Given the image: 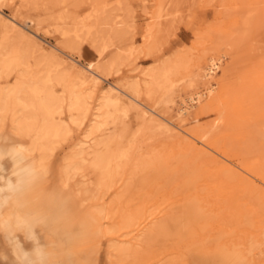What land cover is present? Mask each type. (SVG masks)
I'll return each instance as SVG.
<instances>
[{
	"label": "rangeland",
	"instance_id": "374dc122",
	"mask_svg": "<svg viewBox=\"0 0 264 264\" xmlns=\"http://www.w3.org/2000/svg\"><path fill=\"white\" fill-rule=\"evenodd\" d=\"M161 13L168 21L164 29ZM0 16L30 39L0 19V47L6 51L0 56V96L7 95L1 137L27 147L49 139L52 147L44 160L43 150L34 149L31 160L43 165L23 183L25 205L14 208L35 226L38 242L11 223L7 227L0 212V264H207L199 257L219 249L236 251L243 264H264V0H0ZM34 39L47 50L32 53ZM102 42L110 43L103 55ZM211 59L219 63L214 94L181 115L182 99L204 93L200 69ZM89 62L98 81L83 87L68 64L87 69ZM56 70L63 72L58 80ZM161 74L167 83L153 82ZM35 79L55 96L54 135L49 127L31 123L17 132V97L33 96L35 89L26 81ZM131 84L137 95L128 91ZM165 85L170 96L160 104ZM74 89L79 94L70 99ZM110 90L162 125L148 120L141 125L134 112L128 118L134 137L110 190L103 199L83 203L72 183L60 187L57 171ZM139 160H146L148 169L136 170ZM84 174L92 178L88 170ZM106 187L102 183L101 192ZM103 207L105 219L97 214ZM178 214L185 217L182 232L144 244L146 229ZM8 229L30 262L24 263L7 240Z\"/></svg>",
	"mask_w": 264,
	"mask_h": 264
},
{
	"label": "bare ground",
	"instance_id": "6f19581e",
	"mask_svg": "<svg viewBox=\"0 0 264 264\" xmlns=\"http://www.w3.org/2000/svg\"><path fill=\"white\" fill-rule=\"evenodd\" d=\"M249 14H251V12ZM0 19H2L3 22H5V25L8 29L11 30L13 28H16V26L13 23L6 20L5 18L0 16ZM159 19L161 20L160 27L164 29V26H166L168 22L167 16L161 13L159 15ZM245 23H247V19H245ZM17 33L19 34L20 38L25 39V40H30L29 37H27L22 30L20 29L17 30L16 34ZM160 34H157V35L160 36ZM115 35H110V36L112 37ZM9 37L10 36L8 37L5 36L4 41H8V39H10ZM5 43L7 44V42ZM109 44L102 42L100 46L98 45L99 49L101 47L100 51L102 52V53L101 52L99 53L103 55L104 53L109 51L108 50ZM120 44H121V41H120ZM126 45L127 44H125V46H122V47L127 48L128 45L127 46ZM40 47L43 48L44 50H47L39 41L34 39L32 41V53L38 52ZM120 47L118 45V49ZM122 49L123 48H120V51H122ZM125 50H128V49H124V51ZM3 51H5V46L2 45V48L0 49V56L2 54L1 52ZM5 55H6V51H5ZM98 55L102 57L100 54ZM61 61H64V60H61ZM68 65L70 67H75L76 76H77L76 79L78 80V82H80L81 86L83 85L85 86V84L88 85L89 82L95 83L96 85L98 79L89 71L93 67L92 62H89L86 64L87 69H83L77 64H71V65L68 64ZM218 65L219 63H217V61H215L214 59H211L209 61V65H207L206 68L200 69L202 71V73L200 72L201 73L200 76L203 81L204 93L202 94L201 92H197L193 96L189 97V99L187 100L182 99L181 100L182 108L179 111L181 115H187L191 109H194V106H196L199 103L200 99L204 95L207 94L208 96L211 97L214 94L216 87H217V83H214L213 78H214L215 73L218 72V69H219ZM30 72L31 71H29L28 73ZM59 75L60 76L63 75V72L61 70L54 71L53 79L58 80L60 78ZM160 76H162V74L159 75L158 77H155L153 79V82L155 81L157 82L158 80L159 81L163 80L162 81L163 84H166L167 80L164 79V77L161 78ZM26 78L27 77H25V80ZM31 80L32 78L30 79V81ZM41 80L42 79H35L32 84H30L32 81L30 83L26 81L28 85H31L30 88H32L33 90L35 89L33 96H31L30 93L29 94L23 93L22 95H20V98L17 97L21 105L20 106L21 107L20 121L17 124V132L19 134H22L23 131H25L26 129V125L28 123H31L35 125L40 124V125H43V127H49L50 131L52 132L51 135H54L55 126L52 122L53 119L50 113L54 111L53 108H54V101H55L54 97L55 96L53 97L51 92L48 91L46 87L44 86L43 84L44 81L42 82ZM165 87L166 88H163L164 93H165V94L163 93L165 95V99L163 100V96H161L162 100L160 99V104L167 103L169 96H170V93L166 85ZM30 88L28 86L27 89H30ZM127 89L134 95L138 94L136 84H131L130 87ZM24 91L25 90H23L22 92ZM78 94L79 93L76 92L74 89L72 95L70 96V99L71 98L73 99V97ZM121 94L116 90H110V92L107 95H104L103 97L99 99L100 102L96 108L98 113L95 114L93 123L90 125L83 139L75 143L70 149V151L62 157L61 165L57 171L60 187L65 188V187H68L70 183H72L74 185L75 196L78 197L79 200L83 203H87L88 201L93 200V199H97V200L103 199L107 195L108 190H110L111 185L114 181V177L117 171L120 169L119 160L120 158L124 156L126 149L129 146L128 145L129 142L132 141L134 137V132L131 126L129 125L130 122L128 123L129 121L128 118L130 116H135L134 112L136 113L138 112L137 117H138V120L141 122V125H143L145 120L152 122L156 126L162 125L160 122H157L158 120L154 118L153 114L149 112H143V114H140L138 110L139 108L136 106V104H134V102H129V101L124 102ZM5 97L3 98L2 95L0 96V114L5 112L6 103H7V99ZM211 101L214 104H216L215 106H218V107L221 104L218 102L217 96H213ZM82 105L84 104L82 103ZM208 105L209 103L205 104V106H208ZM80 107L82 108V106ZM81 108H80L81 111L84 110ZM202 112H203V107L199 110V115L202 114ZM82 113L83 112H81V114ZM223 115H224L223 112H219L220 120L223 119ZM1 136L2 134L0 133V212H5L7 216V222L5 224L7 227L9 226V223H11L16 228H18V230H24L27 233L28 238L31 239L33 243H36L38 242V239H37V231H36L35 226L29 221L28 217L26 216L21 217L16 212L15 209L17 207H21L25 205V200L23 198V187H24L23 183L25 182L26 178H29L30 176L34 175L37 172V170L41 168V166L43 165L41 160L37 162L35 160L33 161L31 160V155L34 149L43 150V153H44L43 160H44L45 154L48 151L52 150V147L49 142L50 140L45 139L42 142H35L32 147H27L18 142L6 144L5 139L2 138ZM54 137H57V136L55 135ZM201 151L205 152V154L208 153V151L206 150H201ZM155 159L157 160L158 158L154 157L152 161H154ZM160 160H161V157H160ZM177 161L178 159L176 160V162ZM154 163L153 162L151 163V165L153 164L152 167L154 166ZM157 163L160 164L159 162L156 161V164ZM146 166H147L146 160L145 161L139 160V162L134 166V168L135 169L138 168L136 170L142 169L144 167H145L144 169H148L146 168ZM159 167H160L159 168L160 172L166 171V166L165 167L159 166ZM87 170L90 172V175H92V178L90 180L84 174L85 171ZM155 171L156 170H154V172ZM137 175H138V172H137ZM133 178L135 177L133 176ZM102 183H106L107 187L104 191L101 192ZM127 185H129V182ZM133 187L135 186H132L130 188H133ZM260 205H262V203H260ZM97 214L101 216V219H105L107 218V209L104 207L97 209ZM184 218L185 217L183 215L178 214V215H175L172 220H169V219L162 220L159 223L153 225L152 227L146 229L141 235V238L143 239L144 244H145V241L149 242L150 244L153 243L156 237H157L156 239H158L159 237L164 242L167 234H171V233L176 234L178 232H182L181 226L184 222L183 221ZM133 222H136V221L133 220ZM134 225H136V223ZM13 233H14V230L12 229L7 230V234H6L7 240L10 243L15 244V247L20 253V256L23 259L24 263L30 262L29 253L20 248L19 238L15 236ZM34 246H35V251L37 252L40 251L38 245L35 244ZM115 251L119 253L121 252V250H119L118 248H116ZM128 251L129 249H126L122 252H124V254L126 255ZM199 258L205 261L207 264H243L244 262V259L242 258V256L239 255L236 251H227L224 249H219L213 252L209 257L200 256Z\"/></svg>",
	"mask_w": 264,
	"mask_h": 264
}]
</instances>
